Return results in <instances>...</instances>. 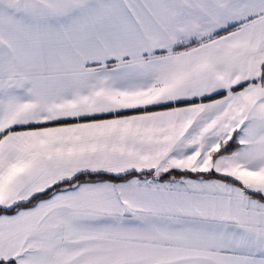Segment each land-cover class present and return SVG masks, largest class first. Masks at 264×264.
I'll return each mask as SVG.
<instances>
[{"label": "snow or ice", "instance_id": "snow-or-ice-1", "mask_svg": "<svg viewBox=\"0 0 264 264\" xmlns=\"http://www.w3.org/2000/svg\"><path fill=\"white\" fill-rule=\"evenodd\" d=\"M0 264H264V0H0Z\"/></svg>", "mask_w": 264, "mask_h": 264}]
</instances>
